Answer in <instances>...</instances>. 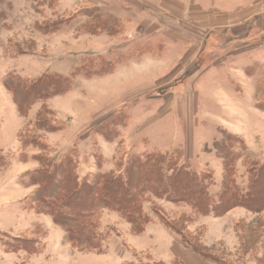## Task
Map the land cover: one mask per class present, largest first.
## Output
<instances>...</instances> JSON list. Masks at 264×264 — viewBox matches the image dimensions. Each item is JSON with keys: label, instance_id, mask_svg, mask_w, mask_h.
<instances>
[{"label": "rangeland", "instance_id": "374dc122", "mask_svg": "<svg viewBox=\"0 0 264 264\" xmlns=\"http://www.w3.org/2000/svg\"><path fill=\"white\" fill-rule=\"evenodd\" d=\"M88 8L115 18L108 17L110 31L82 29ZM57 18L65 20L58 31L40 26ZM77 68L65 94L36 101L26 117L13 115L3 85L8 73L32 79ZM43 105L68 124L30 128L31 136L60 155L78 152L80 174L114 170L127 153L145 148L179 150L193 170L212 172L208 191L215 198L223 169L213 142L224 130L240 155L232 178L244 185L247 168L264 162V0H0V131L12 136ZM113 120L117 135L105 141L96 130ZM17 139L8 152L0 150V167L18 164L5 183L16 200L0 202V264H264V210L235 206L200 215L164 198L143 203L150 222L141 233L104 210L98 226L109 236L101 250L73 245L32 197L38 186L25 173L39 167L31 154L41 148ZM162 218L186 220L191 241L224 261L204 260Z\"/></svg>", "mask_w": 264, "mask_h": 264}, {"label": "trees", "instance_id": "16d2710c", "mask_svg": "<svg viewBox=\"0 0 264 264\" xmlns=\"http://www.w3.org/2000/svg\"><path fill=\"white\" fill-rule=\"evenodd\" d=\"M88 9L84 13L87 20L82 23V29L88 33H95L97 28L110 31L108 28L115 18L105 16L103 19L96 12L93 13L94 9ZM64 21L62 18L46 20L40 26H43L44 31L54 32L60 30ZM109 63L104 64L105 68L110 66ZM78 69H74L70 75L45 70L32 79L8 73L3 85L11 94L17 113L26 117L36 101L47 100L69 91L72 77ZM101 72L102 69L94 73ZM44 114L53 118H45ZM67 120L55 116L54 112L43 105L33 121L25 122L18 137L23 144L41 148V151L31 154V158L38 162L39 167L25 173L28 182L38 186L32 195L34 201L39 203L41 211L48 213L53 222L62 227L64 238L77 247H83L87 251L101 250L103 238L109 236V231H100L98 226L100 214L104 210L120 213L130 224L131 232L141 233L150 222V218L143 210V203L153 199L164 198L171 202H185L191 206L194 213L200 215H222L235 206L252 212L264 210V162L251 164L246 170L244 185L237 184L232 178V172L234 162L240 155L232 146L234 137L229 132L223 130L222 137L213 142V149L221 158L223 169L221 191L213 198L208 191L213 181L212 172L193 170L182 160L179 150L161 151L157 148H145L127 153L124 161L118 163L114 170L80 174L81 159L78 152L60 155L57 147L39 137L31 136L30 132V128L58 130L68 124ZM117 125L116 120L106 121L99 126L96 133L105 141H112L117 135ZM90 154L94 158H101V155L94 151ZM100 166L101 162L97 161L96 167ZM156 205L153 203L155 211ZM162 220L170 230L181 237L189 249L204 260L213 263L224 261L204 247H197L191 241L190 234L184 230L186 220L184 223L183 220L182 222H171L164 218Z\"/></svg>", "mask_w": 264, "mask_h": 264}, {"label": "crops", "instance_id": "0c3cea01", "mask_svg": "<svg viewBox=\"0 0 264 264\" xmlns=\"http://www.w3.org/2000/svg\"><path fill=\"white\" fill-rule=\"evenodd\" d=\"M237 37H240V36L237 35ZM4 93H5V91H4ZM10 103H11L12 108H13V113H14L13 115L20 118L21 116L17 113L15 104L12 101L11 97H10ZM21 127H23V126L19 125V127L16 128V130L12 136H9L8 134H7L8 135L7 136L5 132L0 131V150L1 151H3L5 153V152H8L10 150V148L15 147V145L17 144V141H18V139H17L18 134H19L18 132L21 130ZM25 163L26 162H19V165H22ZM16 165H18V164H13V165L5 166V167L3 166L2 169H0V202L4 203V205H7V207L11 206L16 200V198H13L9 194L10 184L5 185V183H9L11 178H14V174H11V173H13L12 171ZM24 173L25 172H23V174ZM4 191H6L7 193H4ZM0 207H1V205H0ZM4 211L7 212V210H4ZM2 229H4V228H2Z\"/></svg>", "mask_w": 264, "mask_h": 264}]
</instances>
